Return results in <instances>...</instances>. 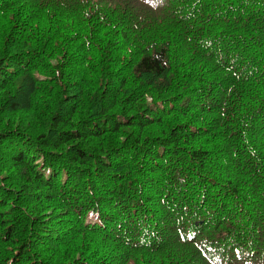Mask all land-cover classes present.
<instances>
[{
  "label": "trees",
  "instance_id": "1",
  "mask_svg": "<svg viewBox=\"0 0 264 264\" xmlns=\"http://www.w3.org/2000/svg\"><path fill=\"white\" fill-rule=\"evenodd\" d=\"M0 264H264V0H0Z\"/></svg>",
  "mask_w": 264,
  "mask_h": 264
}]
</instances>
